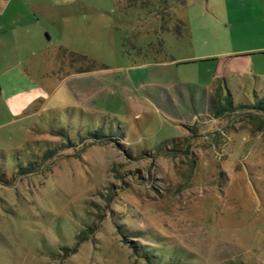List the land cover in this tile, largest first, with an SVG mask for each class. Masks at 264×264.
I'll return each instance as SVG.
<instances>
[{
  "label": "rangeland",
  "instance_id": "374dc122",
  "mask_svg": "<svg viewBox=\"0 0 264 264\" xmlns=\"http://www.w3.org/2000/svg\"><path fill=\"white\" fill-rule=\"evenodd\" d=\"M65 2L0 51V264H264V0Z\"/></svg>",
  "mask_w": 264,
  "mask_h": 264
},
{
  "label": "crops",
  "instance_id": "0c3cea01",
  "mask_svg": "<svg viewBox=\"0 0 264 264\" xmlns=\"http://www.w3.org/2000/svg\"><path fill=\"white\" fill-rule=\"evenodd\" d=\"M66 0H0V51L6 44V48H12L11 42H15L18 46V36L15 35L18 23L29 21L31 23H43L46 21H54L59 27L62 20V11L67 6ZM37 26L40 27V24ZM13 28V29H12ZM12 31L13 39L9 38V32ZM5 34V35H4ZM4 38L6 39L4 41ZM15 52H17L15 48ZM224 76H228L226 71ZM223 76V77H224ZM9 98L15 101L20 94L9 91ZM1 93V89H0ZM34 99L26 103L20 112L26 111Z\"/></svg>",
  "mask_w": 264,
  "mask_h": 264
},
{
  "label": "trees",
  "instance_id": "16d2710c",
  "mask_svg": "<svg viewBox=\"0 0 264 264\" xmlns=\"http://www.w3.org/2000/svg\"><path fill=\"white\" fill-rule=\"evenodd\" d=\"M227 101V100H226ZM95 140H98V139H95Z\"/></svg>",
  "mask_w": 264,
  "mask_h": 264
}]
</instances>
